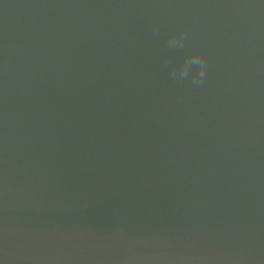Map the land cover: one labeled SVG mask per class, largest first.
<instances>
[{
  "label": "water",
  "instance_id": "water-1",
  "mask_svg": "<svg viewBox=\"0 0 264 264\" xmlns=\"http://www.w3.org/2000/svg\"><path fill=\"white\" fill-rule=\"evenodd\" d=\"M223 256L264 264V0H0V264Z\"/></svg>",
  "mask_w": 264,
  "mask_h": 264
},
{
  "label": "clouds",
  "instance_id": "clouds-1",
  "mask_svg": "<svg viewBox=\"0 0 264 264\" xmlns=\"http://www.w3.org/2000/svg\"><path fill=\"white\" fill-rule=\"evenodd\" d=\"M159 30V24L153 22V33L158 34ZM186 39L187 33L180 30L178 33H174L168 37L166 47L170 50L182 49L185 46ZM193 66H195L196 70L191 72L192 86L197 89L202 88L208 79V60L199 52L190 53L184 57L182 62L173 65L171 68L172 79L177 81L188 79ZM209 259L214 260L216 264H256V259L254 257L223 256Z\"/></svg>",
  "mask_w": 264,
  "mask_h": 264
}]
</instances>
